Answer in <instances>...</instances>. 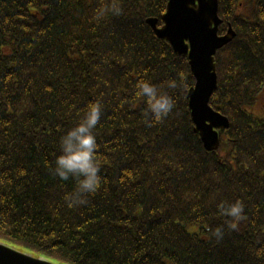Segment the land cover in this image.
Wrapping results in <instances>:
<instances>
[{"label": "trees", "instance_id": "obj_1", "mask_svg": "<svg viewBox=\"0 0 264 264\" xmlns=\"http://www.w3.org/2000/svg\"><path fill=\"white\" fill-rule=\"evenodd\" d=\"M113 3L119 15L98 16ZM165 9L0 0V241L58 264H264V117L250 110L264 87V0H218V33L235 36L214 56L209 106L229 120L214 151L194 131L187 57L146 21L160 26ZM140 80L175 101L152 126ZM96 102L101 186L69 208L77 180L52 174L59 139ZM236 201L244 213L232 230L218 205Z\"/></svg>", "mask_w": 264, "mask_h": 264}, {"label": "water", "instance_id": "obj_2", "mask_svg": "<svg viewBox=\"0 0 264 264\" xmlns=\"http://www.w3.org/2000/svg\"><path fill=\"white\" fill-rule=\"evenodd\" d=\"M163 25L147 19L154 33L167 40L177 55L187 56L195 84L187 92L188 106L204 149L214 151L219 146L218 131L229 127L228 118L209 106L217 88L214 55L235 36L231 27L218 35L221 19L217 0H167ZM0 264H58L43 256H35L0 241Z\"/></svg>", "mask_w": 264, "mask_h": 264}, {"label": "clouds", "instance_id": "obj_3", "mask_svg": "<svg viewBox=\"0 0 264 264\" xmlns=\"http://www.w3.org/2000/svg\"><path fill=\"white\" fill-rule=\"evenodd\" d=\"M107 11L119 15L121 9L118 4L113 3L109 8L101 10L98 16H103ZM166 87L176 89L177 81L174 79L167 81ZM136 88V96L147 105L145 122L148 126H152L153 122H161L173 111L175 106L173 97L161 91L150 81L140 80L137 82ZM101 113L102 105L99 102L91 103L80 121L59 139V155L55 157L52 174L61 180H68L69 177L76 178L75 191L65 196L69 208L86 204V196L95 194L101 186L100 165L96 160L98 144L93 131L100 121ZM218 208L221 215L231 218L226 222L227 227L236 230L238 222L243 219L244 207L242 203L236 201L225 206L222 202ZM210 231L217 240L223 238L222 227H216Z\"/></svg>", "mask_w": 264, "mask_h": 264}, {"label": "rangeland", "instance_id": "obj_4", "mask_svg": "<svg viewBox=\"0 0 264 264\" xmlns=\"http://www.w3.org/2000/svg\"><path fill=\"white\" fill-rule=\"evenodd\" d=\"M250 110L257 116L264 117V87L259 94V100ZM185 228L190 233H197L200 231L199 226L196 224H186Z\"/></svg>", "mask_w": 264, "mask_h": 264}]
</instances>
